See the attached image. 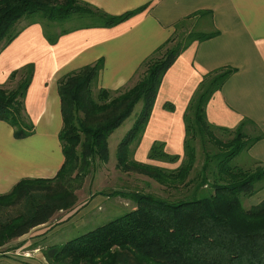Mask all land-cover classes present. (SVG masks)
<instances>
[{"label":"trees","instance_id":"obj_1","mask_svg":"<svg viewBox=\"0 0 264 264\" xmlns=\"http://www.w3.org/2000/svg\"><path fill=\"white\" fill-rule=\"evenodd\" d=\"M139 11L110 16L81 0H0V52L19 34L21 29L15 25L25 16L44 21L45 28L57 29L72 15L97 20L88 26L108 27ZM36 22L40 23H30ZM67 32L50 35L45 31L44 35L54 43ZM216 34L190 32L184 43L170 47L173 39L165 44L144 63V77L134 87L118 91L114 98L103 89L94 93L101 62L61 79L58 91L63 127L59 139L63 165L53 179L22 180L9 193L0 195V249L48 223L58 211L74 209V184L82 183L95 161L108 162L109 136L143 102L138 120L119 145L116 169L145 176L164 189H183V196L168 201L136 191H113L110 196L129 197L136 207L63 245L42 246L46 264H264V203L245 209L241 202L264 187V165L255 161L243 166L230 164L262 135L257 133L242 142L243 127L253 124L251 121L243 120L234 130H220L209 124L205 114L212 94L233 69L207 74L197 88L184 114V152L176 168L142 164L132 158L133 146L144 131L165 72L191 42ZM32 75L33 67L28 65L10 75L13 88L0 86V121L12 126L16 139L33 132L24 109ZM166 108L173 109L170 104ZM215 131L235 133L230 140H221ZM197 143L204 156L200 169L196 168ZM147 158L169 164L180 160L178 155L166 154L160 143L153 144Z\"/></svg>","mask_w":264,"mask_h":264},{"label":"crops","instance_id":"obj_2","mask_svg":"<svg viewBox=\"0 0 264 264\" xmlns=\"http://www.w3.org/2000/svg\"><path fill=\"white\" fill-rule=\"evenodd\" d=\"M81 1L110 16L140 11L117 25L71 29L54 43L45 37L42 24L28 23L2 49L0 86L9 84L14 71L33 67L24 98L33 132L16 139L12 126L0 121V195L9 193L22 180L53 179L61 169V79L101 62L97 89L118 92L135 83L144 63L165 44L179 38L192 21L193 25L206 21L209 31L204 33L217 34L191 42L165 72L144 131L133 146L132 158L168 169L164 166L168 163L147 158L153 144L160 143L166 154L178 155L181 160L184 114L189 102L207 74L231 68L234 72L206 105L207 121L220 130H234L243 120L251 121L253 124L248 125L262 137L241 156L244 164L255 161L264 165V0ZM169 104L172 110L166 108ZM249 198L248 208L264 203V187ZM73 215L75 212L59 223ZM47 225L31 230L37 232L29 242L37 243L39 249L53 235L54 228Z\"/></svg>","mask_w":264,"mask_h":264},{"label":"rangeland","instance_id":"obj_3","mask_svg":"<svg viewBox=\"0 0 264 264\" xmlns=\"http://www.w3.org/2000/svg\"><path fill=\"white\" fill-rule=\"evenodd\" d=\"M31 20L39 21L42 24L43 29L49 32L50 35L55 34L57 30L69 31L74 28L94 25L97 23V20L95 18L72 15L66 20L62 21L56 30L54 27H49V25L47 26V28H45L47 23L41 21L37 17L30 18L25 16L15 25V29H21L24 25L30 23ZM206 23V21L204 23H198L197 21L196 25H193L192 21L188 24L187 28L180 33L179 38L173 41L170 47L175 46L180 41L184 43L186 41V34L190 32L193 34H198L209 31ZM144 71L145 70H140V72L135 78V83H133L131 86H127L121 89V91L134 87L139 82L141 77H144L146 72ZM7 87L13 88L14 85L10 83ZM93 90L94 93L98 90L97 81L93 85ZM119 93L120 92H110V98L116 97ZM142 108L143 102H139L135 106L131 116L109 136L108 162L101 163L99 161H95L93 168L89 170L87 176L83 179L82 183L74 184L76 186V191L74 192L76 195L74 209H72L71 211H58L54 215V217L50 219L47 226H52V228H54L52 231L53 235L42 245H63L68 241H71L85 233L93 231L119 217H122L123 215L129 213L136 207L129 197L110 196L113 191L125 192V194H130L131 192L136 191L139 194L153 195L157 198H161L163 200L168 201H173L179 198L180 196H183V189L179 191H175L174 189H164L156 182L145 176H141L134 173L125 174L116 169V155L118 152L119 145L122 140L126 137L128 132L132 129L134 123L138 120ZM243 130L245 136L243 139L240 138L242 142L250 141L253 137L256 136L254 128L250 125H245L243 127ZM234 133V131L228 133H223L220 131L214 132L215 136L221 140H230ZM196 148V168L200 169V167L204 163V156L199 143L196 144ZM240 156H238L236 159H233L230 164L232 166H237L239 164L241 166L245 165L244 155L241 156L242 158ZM181 160L177 162L178 164L168 163L169 165L164 166H167L170 170L176 165L178 166ZM249 199V197L241 199L243 208H248ZM74 212L75 215L71 216V218L67 222L60 221L61 223H59L60 219ZM36 232L37 231L35 230L32 231L30 234L28 233V235H26L24 239H21L19 241L15 239L11 241L7 246L0 249V264H46L44 257L42 256L41 249L38 248V244H32V242H29L31 239L30 236H33V234H35Z\"/></svg>","mask_w":264,"mask_h":264}]
</instances>
